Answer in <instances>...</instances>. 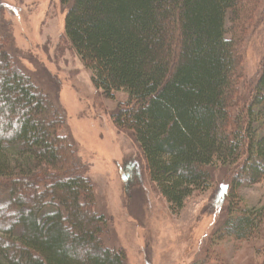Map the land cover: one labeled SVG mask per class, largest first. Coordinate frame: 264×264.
<instances>
[{
  "label": "trees",
  "instance_id": "16d2710c",
  "mask_svg": "<svg viewBox=\"0 0 264 264\" xmlns=\"http://www.w3.org/2000/svg\"><path fill=\"white\" fill-rule=\"evenodd\" d=\"M254 1L60 0L64 38L96 90L127 97L113 124L133 136L173 214L210 186L212 169H233L245 187L264 177V60L235 117L232 92L225 96L235 68L226 15L238 21ZM11 47L0 51L9 60L0 63V215L12 218L0 219V264H125L122 250L104 244L106 221L93 211V186L73 144L56 134L62 117L31 82L43 76L29 77ZM27 188L33 202L23 197ZM214 236L264 237V207L230 203Z\"/></svg>",
  "mask_w": 264,
  "mask_h": 264
},
{
  "label": "rangeland",
  "instance_id": "374dc122",
  "mask_svg": "<svg viewBox=\"0 0 264 264\" xmlns=\"http://www.w3.org/2000/svg\"><path fill=\"white\" fill-rule=\"evenodd\" d=\"M65 14L60 0H0V34L7 40L0 41V51L11 44L8 53L25 73L43 76L44 83L31 82L62 117L56 134L69 138L74 157L93 186V211L106 221L105 246L122 250L125 264H264V237L239 243L214 236L230 203L240 209L264 207V177L251 186H240L236 183L243 179L232 174L233 169L229 176L217 167L210 171L209 187L186 198L178 213L170 212L149 181L133 136L113 124L112 115L127 97L118 92L108 99L92 86L90 74L63 36ZM234 19L228 13L224 25L235 63L231 87L225 92V96L232 92L235 104L229 110L231 117L246 107L260 75L264 0L252 2L242 18ZM4 56L0 55V63L9 62ZM21 192L28 202L36 197L30 188ZM0 219L12 218L3 211Z\"/></svg>",
  "mask_w": 264,
  "mask_h": 264
}]
</instances>
